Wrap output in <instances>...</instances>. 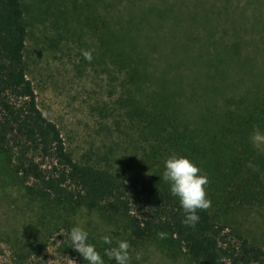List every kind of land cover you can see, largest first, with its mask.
<instances>
[{"label": "rangeland", "instance_id": "rangeland-1", "mask_svg": "<svg viewBox=\"0 0 264 264\" xmlns=\"http://www.w3.org/2000/svg\"><path fill=\"white\" fill-rule=\"evenodd\" d=\"M21 3L28 30L27 75L40 109L58 125L68 151L79 163L114 172L158 171L160 178L165 158L152 150L153 139L141 134L128 114L131 108L147 103H153L159 112L164 103H155L152 96L168 95L171 107L180 109L194 123L201 106L205 131L219 126V110L247 103L251 109H264V0ZM111 28L118 31V40L111 39ZM128 40L135 43L133 49L126 47ZM113 46L120 58L187 62L202 58L208 63L206 88H160L149 83L129 91L126 70L118 66L122 60L113 63ZM81 50L90 51L92 60L84 59ZM233 145L243 158L242 169L256 172L264 188V127H257ZM206 169L211 184L214 173ZM26 185L33 183L25 184L8 157L0 154V264H88L72 254L69 244L68 232L77 223L89 231V240L100 253L127 240L131 264H203L193 260L185 248L173 246L168 235L137 241L128 237L122 220L86 208L62 209L57 202L36 196ZM208 187L211 204L207 210L213 219L264 249V195L237 206L225 192L212 194ZM107 226L112 228L110 233L104 231ZM106 234L111 245L101 239ZM136 253L140 260L135 259Z\"/></svg>", "mask_w": 264, "mask_h": 264}, {"label": "trees", "instance_id": "trees-1", "mask_svg": "<svg viewBox=\"0 0 264 264\" xmlns=\"http://www.w3.org/2000/svg\"><path fill=\"white\" fill-rule=\"evenodd\" d=\"M110 36L112 40L120 38L114 28ZM27 37L21 0H0V154L8 157L14 172L25 184L33 183L26 185L27 190L49 203L57 202L62 209L86 208L100 211L107 218L120 219L128 228V237L137 241L156 239L162 231L173 246L185 248L193 260L203 264H264L261 246L216 222L207 209L197 210L200 219L194 227L183 224L184 213L178 198L170 194L168 184L160 180L158 171L114 172L77 162L68 151L58 125L39 107L26 70ZM134 46L135 43L126 42L129 49ZM116 55L118 50L113 46V63L122 60L117 65L126 70L129 91L143 89L149 83L160 88H206L208 63L202 58L187 62V59ZM151 98L155 103H164L159 112L153 103H147L136 110L131 108L128 114L135 120L134 127L153 139L152 150L165 159L173 152L188 156L204 174L209 173L206 168L212 169L214 174L208 189L212 194L225 192L237 206L260 200L264 188L259 184V177L252 169H242L243 158L233 143L246 138L257 127H264L261 124L263 106L260 110L251 109L247 107L251 103H247L239 104L236 109L219 110V126L205 131L201 128V106L197 126L180 109L171 107L168 95ZM71 251L81 257L72 247ZM104 260L107 264L112 261L107 256Z\"/></svg>", "mask_w": 264, "mask_h": 264}, {"label": "clouds", "instance_id": "clouds-1", "mask_svg": "<svg viewBox=\"0 0 264 264\" xmlns=\"http://www.w3.org/2000/svg\"><path fill=\"white\" fill-rule=\"evenodd\" d=\"M81 55L88 61L92 60V55L88 50H81ZM160 178L168 184L170 194L178 198L184 213L182 223L194 227L200 219L197 210L207 209L211 204L206 190L209 183L208 176L190 157L173 152L164 160ZM92 220L93 223L96 222L94 217ZM104 231L110 233L111 226H107ZM157 235L163 239L166 233L161 231ZM89 236V231L79 223L73 225L68 232L70 246L88 264H105V256L109 260H114L115 264H131L132 252L127 240H119L114 247L105 248L102 255L96 245L90 242ZM101 239L104 244H112L107 234ZM135 259H141L140 253L135 254Z\"/></svg>", "mask_w": 264, "mask_h": 264}]
</instances>
